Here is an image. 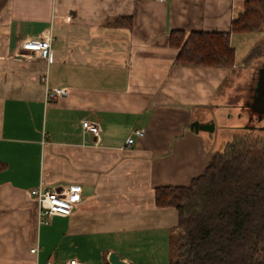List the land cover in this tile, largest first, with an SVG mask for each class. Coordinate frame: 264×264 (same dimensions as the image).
Masks as SVG:
<instances>
[{"label":"crops","instance_id":"0c3cea01","mask_svg":"<svg viewBox=\"0 0 264 264\" xmlns=\"http://www.w3.org/2000/svg\"><path fill=\"white\" fill-rule=\"evenodd\" d=\"M244 2L0 0V264H109L112 253L169 264L178 211L158 206L156 189L205 170L214 151L191 124H212L214 102L238 104L246 75L254 95L262 72L264 24L231 31ZM174 30L230 32L234 64L179 62ZM47 31L52 61L23 48ZM47 87L68 95L48 99ZM136 128L145 135L128 145ZM75 185L73 212L40 224L31 190Z\"/></svg>","mask_w":264,"mask_h":264},{"label":"trees","instance_id":"16d2710c","mask_svg":"<svg viewBox=\"0 0 264 264\" xmlns=\"http://www.w3.org/2000/svg\"><path fill=\"white\" fill-rule=\"evenodd\" d=\"M231 31L264 24V0H244ZM171 43L184 64L232 66L230 32L174 30ZM258 51L256 47L250 57ZM252 60V59H251ZM231 151H216L188 185L161 186L156 204L178 211L169 264H264V137L242 136Z\"/></svg>","mask_w":264,"mask_h":264},{"label":"rangeland","instance_id":"374dc122","mask_svg":"<svg viewBox=\"0 0 264 264\" xmlns=\"http://www.w3.org/2000/svg\"><path fill=\"white\" fill-rule=\"evenodd\" d=\"M263 43L262 45L264 46ZM263 46L261 47L263 48ZM262 54L264 56V49ZM240 70H242V68ZM232 80L234 79L231 77L228 78V82H230V84L232 83ZM245 80L246 89L242 93L244 97L238 104L233 102L229 103L228 105H220L214 102L212 103V105L207 107L205 111H207V113H211L214 128L209 129L208 127H206L208 124L201 127L200 132L204 134L206 139L204 141L200 140V142H198V145L200 147H202V145L204 144L206 148L211 147L214 152H227L232 150V145L233 143L235 144L238 137H264V109L255 104V99L252 100L253 97L250 98L252 77L250 78L246 75ZM224 88L225 86L223 87V91ZM220 93H218V96L220 95ZM230 95L233 96L230 101H236L238 94L233 92ZM157 132L160 133V125L157 127ZM199 158L200 157L197 154V159ZM199 173L200 170L198 172H195V175Z\"/></svg>","mask_w":264,"mask_h":264},{"label":"built area","instance_id":"2783aa9c","mask_svg":"<svg viewBox=\"0 0 264 264\" xmlns=\"http://www.w3.org/2000/svg\"><path fill=\"white\" fill-rule=\"evenodd\" d=\"M52 40L53 35L49 31L45 32L43 38L41 39H28L23 43V48L25 50L39 52L44 58L49 61L53 60L52 52ZM46 77L44 78V80ZM47 97H62L68 95V90L65 87H57L51 89L47 87ZM83 127L97 134L100 132V127L98 124L90 122L88 120L83 122ZM144 128H136L132 135L127 139V144L131 145L135 141L136 136H144ZM31 194L37 199L39 203L38 221L40 224H48L50 220L57 215L67 216L70 215L76 204L81 200V187L71 186L66 189H53L46 190L42 187H36L31 190ZM38 251L37 247L31 249V252L36 253ZM47 264H54L48 262ZM61 264H83L80 260L76 258L69 259Z\"/></svg>","mask_w":264,"mask_h":264},{"label":"water","instance_id":"95a60500","mask_svg":"<svg viewBox=\"0 0 264 264\" xmlns=\"http://www.w3.org/2000/svg\"><path fill=\"white\" fill-rule=\"evenodd\" d=\"M261 75L258 81L257 89L255 91V94L253 95V92H250L251 97H253V100L255 99V104L260 106L264 109V64L261 70ZM207 124H201L198 121H195L191 124V129L195 130L196 132H199L201 127L205 126ZM206 127L209 129L214 128V124H208ZM109 264H125L123 261L120 260L119 256L116 253H112L110 255V262Z\"/></svg>","mask_w":264,"mask_h":264}]
</instances>
